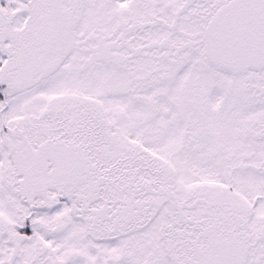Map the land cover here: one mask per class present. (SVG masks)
<instances>
[{"label":"snow or ice","instance_id":"6c2138e0","mask_svg":"<svg viewBox=\"0 0 264 264\" xmlns=\"http://www.w3.org/2000/svg\"><path fill=\"white\" fill-rule=\"evenodd\" d=\"M0 264H264V0H0Z\"/></svg>","mask_w":264,"mask_h":264}]
</instances>
